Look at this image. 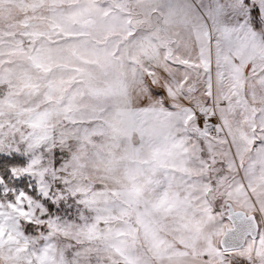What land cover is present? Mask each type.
Masks as SVG:
<instances>
[{
	"label": "clouds",
	"instance_id": "9594fccd",
	"mask_svg": "<svg viewBox=\"0 0 264 264\" xmlns=\"http://www.w3.org/2000/svg\"><path fill=\"white\" fill-rule=\"evenodd\" d=\"M0 264H264V0H0Z\"/></svg>",
	"mask_w": 264,
	"mask_h": 264
}]
</instances>
